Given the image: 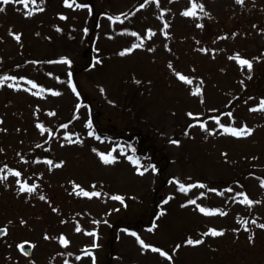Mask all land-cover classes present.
<instances>
[{
	"label": "rangeland",
	"instance_id": "374dc122",
	"mask_svg": "<svg viewBox=\"0 0 264 264\" xmlns=\"http://www.w3.org/2000/svg\"><path fill=\"white\" fill-rule=\"evenodd\" d=\"M87 1L67 0L69 7L66 0H0V67L35 57L0 84V148L12 157L11 152L53 140L46 147L52 164H33L37 155L15 159L6 168L7 179L0 180V227H8L0 238V264H264V228L259 227L264 201L252 231L241 226L235 231V207L222 209L226 197L198 182L223 180L231 171L228 159L264 157V110H259L264 104V0H203L205 11L197 9L195 17L182 15L191 10L192 0H91L96 6L92 17L102 12L96 17L100 33L90 37L99 42L92 60L104 55V65H90L81 84L112 129L132 133L139 128L149 134L143 146L147 152L140 151L147 159L143 175L124 145L115 148L107 140L88 138L87 107L73 113L79 97L60 78L91 55H82L89 47L59 38L56 27L79 29V41L84 40L91 16ZM149 31L155 33L151 38ZM237 54L252 63L251 70L233 59ZM38 57L45 65L40 69ZM178 73L192 83L181 81ZM244 79L260 88L259 98L247 97L223 122L235 120L234 129L247 127L252 135L235 137L223 129L210 135V119L205 134L192 125L178 140L173 138L194 116L231 101ZM198 87L202 95H193ZM127 102L132 112L120 110ZM68 120L70 138L65 141L60 137L66 124L58 123ZM101 154L114 162L105 164ZM25 178L34 192L17 187ZM184 178L195 183L181 191L178 182ZM251 188L264 199L262 183ZM200 208L216 214L206 215ZM197 225H205L209 242L175 248L178 235ZM213 229L224 234L212 236ZM22 242L33 247L31 257L20 251Z\"/></svg>",
	"mask_w": 264,
	"mask_h": 264
},
{
	"label": "trees",
	"instance_id": "16d2710c",
	"mask_svg": "<svg viewBox=\"0 0 264 264\" xmlns=\"http://www.w3.org/2000/svg\"><path fill=\"white\" fill-rule=\"evenodd\" d=\"M193 1V0H192ZM197 4H202L204 6L203 0H196ZM86 7L90 8V20L87 22V26L85 28V36L84 40L82 39L79 41V34L80 30L75 29L71 30L69 32H65V28L61 24H57V31L59 38H64V36L69 37L72 39V41L77 42V45L79 47L87 46L90 49L91 55L89 59H86L85 62L81 64H72V68L67 70L65 73L61 74L60 78L66 79L69 83L68 85L72 87L75 86V94L79 97V102L77 103V107L74 110V114L79 113L80 109H83V107H87V110L89 112V117L87 120V126L86 131H88V138H94V134L98 136L105 137L104 139H107L108 143L112 144L113 146H123V150L125 148H128L130 150V155L132 156L131 159L134 161L136 165L139 166V169H142L144 167L145 162L147 161L146 157H144L143 154L140 151H146V149L143 147L148 141H149V134L145 133L142 129H137L136 131L132 130V133L125 132L124 130H115L112 129L111 126L108 125V123H105L102 118L98 116L97 113H100L101 111L96 110L93 106V103L91 99L89 98L88 94L84 92V89L81 84V78L85 75L86 72H88L89 66L94 64L96 62L97 68L101 69V67L104 65V55H101L100 58L97 60H92L94 54L99 52V49L97 48L99 42L98 40H92L90 37L93 33H97L99 35L101 24L98 20H96V17L102 13L99 11V13L93 18V13L96 12V6L91 2V0H88L85 2ZM135 10V8H132L130 11H128L126 14L121 15V20H123L125 17H129L130 14ZM205 11V10H204ZM28 59H33V57H28L24 59L20 63H16L14 61L10 62L9 65L6 64L2 67H0V81L8 80L6 78H10L9 74L16 73L19 69L26 68L28 64ZM35 60V59H33ZM42 57L36 59V63H41ZM100 61V62H98ZM14 63V64H13ZM5 64V63H4ZM40 66L38 65L36 68L40 69ZM37 75H39V71L37 72ZM19 76V73H18ZM16 75V77H18ZM38 78V76H37ZM60 81V80H59ZM244 85L241 88V90L238 92V94H235L231 101L224 104L221 108L215 109L212 112H207L206 110L202 114H198L194 116V118L188 122V124L179 126L181 128V131L176 132L173 135V138L178 140L180 135L183 133H186L190 126L192 125H198L201 127L203 124L204 127H201V130L203 134H205L204 130L209 129L208 120L213 121V127L211 130H208L207 132L210 133V135L215 134L219 131V129H225V128H233L234 123L236 122L233 120L231 124H224L223 122V116L227 115L228 113H234V110L236 108H239L242 104H245L248 99H254L259 98L260 95V88H258L257 85L250 86L249 84H255V82H247L244 79ZM258 105V104H254ZM132 105L129 104V102L125 103L120 107V110L122 111H133L131 109ZM217 120H219V123H217ZM69 122L68 120L66 123L60 122L58 123V127H64L65 124V131H67L63 136L60 138L63 140H67L70 138L69 133ZM247 123V122H245ZM89 124L91 127H89ZM226 125V126H225ZM223 126V127H222ZM130 128V127H129ZM52 129V128H51ZM87 133V132H86ZM53 140L47 141L39 146L33 147L30 151L18 150V152L14 153L11 152V154H14L12 157H9L6 152H3L0 148V176H5L7 173L6 168L9 166L10 162L15 159L24 158L30 155H37L34 157L33 164L37 162H46L47 161V146L52 145ZM169 144V143H168ZM147 145V144H146ZM167 146V145H166ZM42 152V155H40ZM141 153V154H140ZM156 161V159H153ZM138 161V162H137ZM229 165L231 167V171L227 173L225 178L223 180H199L198 182H202V184L207 187L208 189L213 188L215 194L219 197H226L224 202L221 204L222 209H226L228 207H235L236 211V223L233 225V229L235 231H240L237 229V227L241 226L242 228L249 229L255 227L257 223H259L258 215L259 211L261 210V204L264 201V199L260 196H257L254 190H252L251 185L252 183H262L264 184V157L258 156V155H252V154H244L241 155L234 160H229ZM48 165V163H47ZM218 182V183H217ZM27 184V182L22 181L21 184ZM179 185L185 186L187 188L188 186L191 188L192 184L195 183L192 179H183L182 181L178 182ZM212 183H217V185H212ZM21 184L17 185V187H20ZM189 188V189H190ZM245 196H247L248 199L253 201V204L248 205L245 203H242ZM220 206H218V209ZM258 211V212H257ZM252 221H255L253 223ZM247 222V223H245ZM240 223V224H238ZM205 225H197L194 227H189L185 230H183L179 235L177 240L174 242L175 248H181L185 247L186 243L189 239L196 241V240H202L203 243H208V233L207 230L202 227ZM252 231V230H250ZM199 244V245H202ZM179 246V247H177Z\"/></svg>",
	"mask_w": 264,
	"mask_h": 264
},
{
	"label": "snow or ice",
	"instance_id": "6c2138e0",
	"mask_svg": "<svg viewBox=\"0 0 264 264\" xmlns=\"http://www.w3.org/2000/svg\"><path fill=\"white\" fill-rule=\"evenodd\" d=\"M10 2H12V0H3V3H4V4H9ZM24 2L27 3V0H24ZM32 2L35 3V0H32ZM157 2H158V0H157ZM237 3L243 4V3H244V0H237ZM66 4H67V0H66ZM67 6L71 7L72 5H71V4H67ZM197 9H199L200 12H204V6H203L202 4H197V3H196V0H193L191 10L183 12L182 15H184V16H186V17H195V16L197 15ZM41 10H42V9H41ZM0 11H3V9H0ZM31 14H32V13L30 12L29 15H31ZM204 14L207 15V13H204ZM62 18H63V17H62ZM109 19H111V17H109ZM117 19H119V18H117ZM167 27H168V25L165 24V28H167ZM133 35H136V34L133 33ZM152 35H155V33H152L151 31H149V38H151ZM165 35H167V34L165 33ZM14 39H15L16 41H20L21 37H20V35H18V34H14ZM141 46H142V44L135 45V47H141ZM128 51H131V49L128 50ZM125 54H126L125 52H121V53H120V55H122V56L125 55ZM233 59H236V60L239 62V64H240L241 66H247V68H248L249 70H251V68H252V63H251L250 61H248V60H246V59H241V58L239 57L238 54H237V56L233 57ZM60 63H65V64H67V63H70V62L67 61V60H63V61H60ZM169 67H171V65H169ZM177 76H178V78H179L181 81H183V82H185V83H187V84H191V83H192V80L189 79L188 77L184 76V75H181V74L178 73ZM2 83H3V81H0V84H2ZM29 83L32 84V87H33V88L37 87V85L34 84V83H32L31 81H29ZM73 91H75V86H73ZM52 95H60V93H59V92H53ZM193 95H202V90H201V88H199V87L196 88L195 91L193 92ZM259 110H264V104H262L261 109H259ZM251 111H257V109H251ZM51 115H55V113H51ZM189 115L191 116L192 114L189 113ZM229 115H231V114L229 113ZM0 123H3V121H0ZM217 123H219V120H217ZM38 127H40L42 131H44L42 125H38ZM89 127H91L90 124H89ZM201 127L203 128L204 125L202 124ZM222 127H223V126H222ZM224 131H225L226 133L231 134L232 136H235V137H242V136H250V135H252V129H249V128H247V127L242 128V129H239V130L234 129V128H225ZM172 142H173V143H178V141H172ZM101 159L103 160V162H104L105 164H110V163H113V162H114V160H113L112 158H110V157H108V156H105V155H103V154H101ZM137 162H138V161H137ZM46 163H48V164H52V161H46ZM56 167H61V165L57 164ZM0 171H2V170H0ZM140 174L143 175L142 172H141ZM11 175H14V176H17V177H18V176H20V173H19V172H12ZM3 179H7V177H6V176H0V180H3ZM77 187H78V186H77ZM200 187H204V185H200ZM262 187H264V184H262ZM19 190H20L21 192H28V193H31V192H34L36 189H35V186H31V187H30V186H28V185L25 183V184H21ZM180 190H181V191H186V189H185V187H184L183 185L180 186ZM84 195H89V194L85 192ZM93 195H99V194H98V193H93ZM41 199H44V197L41 196ZM113 199H121V198H120V197H113ZM192 203H195V201H192ZM242 203H245V204L251 205V204H253V201L250 200V199H248L247 196H245V198H244V200L242 201ZM200 211H201V212H204L206 215H214V214H216V213H213V212H207L204 208H200ZM219 214H220V215H226V213H223V212H221V213H219ZM252 222L255 223V221H252ZM245 223H247V222H245ZM259 227H260V228H264V224H260ZM77 231H79V229H77ZM223 234H224L223 232H221V231H216V230H214V229L211 230V232H210V235H212V236H222ZM133 235H135V233H133ZM45 238L47 239L48 237H45ZM138 239H139V238H138ZM139 242L141 243V245H142L143 247H145V248H148V247H149L148 245L144 244V242H143L142 240L139 241ZM61 243H62L63 245H65V246H67L68 241H67L66 239H63V238H62V239H61ZM187 243H188L189 245H199V244H202L203 241H202V240H196V241H193V240L189 239V240L187 241ZM19 247H20L21 251H24V245H20ZM177 247H179V246H177ZM151 251H153V252H158V253H160V254L163 255V256H167L169 260L172 259L171 256H168L167 253L162 252L159 248H152ZM27 254H28V253L25 252V255H27Z\"/></svg>",
	"mask_w": 264,
	"mask_h": 264
},
{
	"label": "water",
	"instance_id": "95a60500",
	"mask_svg": "<svg viewBox=\"0 0 264 264\" xmlns=\"http://www.w3.org/2000/svg\"><path fill=\"white\" fill-rule=\"evenodd\" d=\"M87 51L84 52V55H86ZM7 233V228H0V237L4 236L5 234ZM21 245H24V244H21ZM31 251L32 249L30 247H26L24 245V251L23 252H27L28 256L31 255Z\"/></svg>",
	"mask_w": 264,
	"mask_h": 264
}]
</instances>
